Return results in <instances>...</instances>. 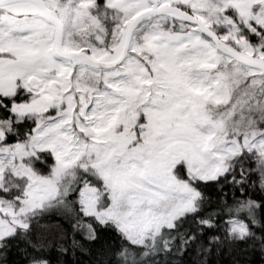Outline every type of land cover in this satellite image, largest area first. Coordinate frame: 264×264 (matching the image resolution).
Returning <instances> with one entry per match:
<instances>
[{
	"label": "snow or ice",
	"instance_id": "1",
	"mask_svg": "<svg viewBox=\"0 0 264 264\" xmlns=\"http://www.w3.org/2000/svg\"><path fill=\"white\" fill-rule=\"evenodd\" d=\"M0 264H264V0H0Z\"/></svg>",
	"mask_w": 264,
	"mask_h": 264
}]
</instances>
